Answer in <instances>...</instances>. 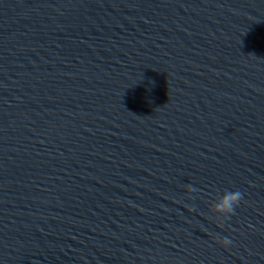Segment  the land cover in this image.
<instances>
[{"label": "water", "instance_id": "obj_1", "mask_svg": "<svg viewBox=\"0 0 264 264\" xmlns=\"http://www.w3.org/2000/svg\"><path fill=\"white\" fill-rule=\"evenodd\" d=\"M0 264H264V0H0Z\"/></svg>", "mask_w": 264, "mask_h": 264}, {"label": "clouds", "instance_id": "obj_2", "mask_svg": "<svg viewBox=\"0 0 264 264\" xmlns=\"http://www.w3.org/2000/svg\"><path fill=\"white\" fill-rule=\"evenodd\" d=\"M243 198V193L240 191H228L223 196H221L215 202V208L224 216V218H229L236 210L241 199ZM226 243L230 241L226 240Z\"/></svg>", "mask_w": 264, "mask_h": 264}]
</instances>
